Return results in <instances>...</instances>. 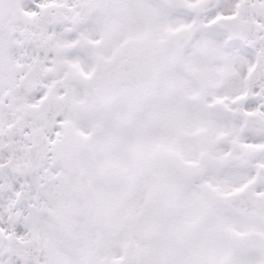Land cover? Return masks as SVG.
Returning a JSON list of instances; mask_svg holds the SVG:
<instances>
[{
	"label": "snow or ice",
	"instance_id": "6c2138e0",
	"mask_svg": "<svg viewBox=\"0 0 264 264\" xmlns=\"http://www.w3.org/2000/svg\"><path fill=\"white\" fill-rule=\"evenodd\" d=\"M0 264H264V0H0Z\"/></svg>",
	"mask_w": 264,
	"mask_h": 264
}]
</instances>
